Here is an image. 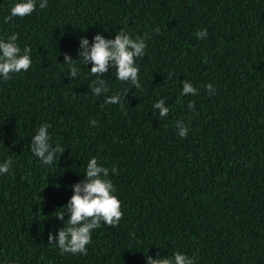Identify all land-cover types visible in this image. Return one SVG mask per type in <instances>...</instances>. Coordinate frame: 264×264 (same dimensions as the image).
<instances>
[{
	"label": "trees",
	"instance_id": "obj_1",
	"mask_svg": "<svg viewBox=\"0 0 264 264\" xmlns=\"http://www.w3.org/2000/svg\"><path fill=\"white\" fill-rule=\"evenodd\" d=\"M17 2L0 0V39L18 34L32 64L0 77V165L11 162L0 175V264H146L147 248L194 264H264V0H47L43 9L37 0L30 16L5 22ZM121 30L147 45L140 88L110 68L108 92L94 96L80 39ZM183 81L195 96L181 95ZM45 123L52 147L65 148L52 165L31 152ZM92 157L109 169L124 215L93 230L86 256L61 254L48 234L67 226L56 215Z\"/></svg>",
	"mask_w": 264,
	"mask_h": 264
},
{
	"label": "clouds",
	"instance_id": "obj_2",
	"mask_svg": "<svg viewBox=\"0 0 264 264\" xmlns=\"http://www.w3.org/2000/svg\"><path fill=\"white\" fill-rule=\"evenodd\" d=\"M37 6V0H20L14 4L10 10V15L5 17V22L11 21L15 17L30 16ZM41 9L47 7V0H39ZM159 31V29H157ZM207 30H202L196 33L197 38L206 39ZM18 34L8 36L7 40L0 39V77L4 80L12 79V74L27 72L31 67V52L32 49L25 46L22 50L16 41ZM147 45L143 38L137 37L133 39L131 34L121 30L116 34L114 39H107L101 34H96L93 37V42L90 45L86 37L80 39L79 58H82L86 65L91 62L92 67L90 73L96 77L89 85L94 96H100L108 92L105 80L102 78L109 69L115 68L117 79L121 82H130L136 88H140L139 83V66L136 64V59L145 56ZM76 61L72 60L71 56L64 54V64L70 66L68 76L72 79L77 78L79 69L75 67ZM181 95L197 94V89L187 81H183ZM209 94L214 93L212 84L206 85ZM123 96L117 93L116 95L107 96L106 104H120ZM122 106V105H121ZM153 108L159 110V117L166 118L169 114V108L165 106V99L161 98L154 103ZM188 108L195 111V103L189 102ZM155 115V113H154ZM92 125H96V121H91ZM178 134L181 138H186L188 128L182 121H176ZM50 124H43L39 127L37 133L31 138V152L44 164L52 165L65 148L57 145L52 147L50 144V135L48 129ZM59 153V156H57ZM10 160H5L0 165V175L7 174L10 171ZM116 171L115 168L112 169ZM85 178L79 183L73 185V195L68 203L64 206L66 212H61L56 217L64 221L65 214L69 216L67 226L59 229L58 235L48 234V244L55 243L61 254L71 253L73 255H87V245L91 243L92 232L104 224L116 227L123 218L121 211L120 200L113 195L116 191L112 181L108 178L109 169L99 165L97 158L92 157L87 166ZM59 187V185H57ZM146 264H194V258H190L185 254L176 252L172 257H162L157 253L156 258L148 255V248L144 250Z\"/></svg>",
	"mask_w": 264,
	"mask_h": 264
}]
</instances>
